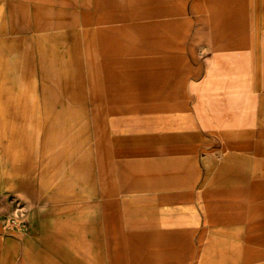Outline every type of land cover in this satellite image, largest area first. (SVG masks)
Returning <instances> with one entry per match:
<instances>
[{
  "label": "crops",
  "instance_id": "1",
  "mask_svg": "<svg viewBox=\"0 0 264 264\" xmlns=\"http://www.w3.org/2000/svg\"><path fill=\"white\" fill-rule=\"evenodd\" d=\"M45 1L54 6L55 20L40 41L67 66L65 50L55 53L56 31L62 29L57 20L80 17L88 7ZM90 1L99 17L124 8L114 0ZM158 2L166 9L167 0ZM40 5L0 3L3 70L17 69L23 77L22 53L31 50L39 59ZM174 7V22L189 23L190 30L148 33L143 37L148 42L126 66L160 120L143 128L149 144L142 149V174H117L114 159H91L69 163L57 175L47 165L40 175L33 160L39 141L35 80H0V264H264V239L165 238L168 216L244 209L264 215V196L210 194L216 168L222 169L218 177L238 178L239 186L249 176L264 178V0H174ZM83 45L79 38L68 48L74 65L84 55ZM216 137L227 153L220 164L211 153ZM254 152L260 155L243 158ZM239 186L228 190L241 193ZM184 205L196 211L184 213ZM263 226L253 234L263 235Z\"/></svg>",
  "mask_w": 264,
  "mask_h": 264
},
{
  "label": "rangeland",
  "instance_id": "2",
  "mask_svg": "<svg viewBox=\"0 0 264 264\" xmlns=\"http://www.w3.org/2000/svg\"><path fill=\"white\" fill-rule=\"evenodd\" d=\"M38 1L41 4L38 7L39 42L45 38L42 35L48 32L46 28L54 27L55 19L52 17L55 8L53 5L47 6L45 0ZM71 3L87 5L88 8L80 17L71 16L65 22L62 19L57 20L56 24L62 26V29L56 31L55 53L65 50L66 55L63 57L67 66L62 63V55L50 57L53 49L47 46L46 40L40 41L38 60L35 52L31 50L22 53L23 77L14 67L13 71L3 70V63L0 61V80H35L39 99V108L35 114L36 120H39L36 121L39 141L33 153V160L37 164L36 172L38 170L40 175L46 174L47 165H53L55 167L51 168V172L55 170L57 175L65 170L63 166L69 163L72 165L79 160L114 159L117 174H142V149L144 144H149L148 140H144L142 131L144 127L158 126L160 120L154 106L144 102L142 85L129 77L126 66L140 52L143 43L148 42L143 39L148 33L189 31L190 24L174 22V0H167L166 9L163 7L165 4H159L158 0H114L116 5L124 8L100 17L95 16L90 9V0H71ZM96 10H99L98 6ZM57 14L59 12L55 13ZM22 36L29 38L30 32L22 33ZM79 38L84 43V55L74 65L73 60L76 58L68 56L71 50L68 48L74 39L78 41ZM13 58L12 55L10 62L14 66ZM51 66L54 70H50ZM46 99L53 103H47ZM24 104L23 97L21 121L25 114ZM17 114L20 115L19 110ZM17 122L19 123V119ZM21 137H29V134L22 133ZM212 143L215 145L214 152H211L212 158L220 164L221 160L227 159V153L220 146L223 142L216 137ZM256 155L259 156L260 153L244 154L243 158L251 159ZM151 170L152 174H158L154 164H151ZM221 170L216 168L214 171ZM217 172L210 185V194L214 197L241 195L256 199L264 196V178L259 180L249 176L239 186L238 178H221ZM231 185L241 187L242 192L237 193L238 189L228 190ZM169 187L174 185H168ZM185 206L184 213L196 211ZM212 211L224 212L222 209ZM231 211L242 214L168 216L165 238L264 239V234H253L256 226L262 228L264 215L247 214L249 210L246 209ZM255 211L258 213L260 210Z\"/></svg>",
  "mask_w": 264,
  "mask_h": 264
}]
</instances>
